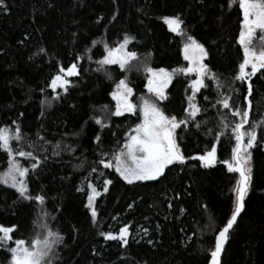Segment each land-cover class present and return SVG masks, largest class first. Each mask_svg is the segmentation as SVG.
<instances>
[{"label":"trees","instance_id":"trees-1","mask_svg":"<svg viewBox=\"0 0 264 264\" xmlns=\"http://www.w3.org/2000/svg\"><path fill=\"white\" fill-rule=\"evenodd\" d=\"M4 3L7 9L0 7V128L19 125L25 140L18 146L28 151L33 150L28 144H38L39 136L45 138L43 149L36 154L46 155L47 160L35 171H31V163L26 165L30 168L27 184L31 194L45 196L47 223L64 237L54 249L51 264H207L215 230L233 207L238 179V174L228 172L224 163L231 161L234 146L230 129L218 141L215 139L221 131V114L226 110L216 105L218 90L212 81H206L209 86L195 96L202 110L196 121L177 130V142L186 157L202 155L215 144L212 166L189 160L185 165L169 166L157 181L133 184L102 165L99 169L103 176L91 169L97 166L101 152L117 150L141 122L139 109L135 114L107 116L105 106L115 110L111 93L119 80L126 78L133 88L134 103L150 95L166 115L180 119L186 115L187 97L192 94L189 83L195 75L175 72L163 101L146 87L144 64L163 67L170 73L187 66L182 54L184 40L168 31L164 16L182 17L186 32L209 52L205 62L224 85L219 93L232 96L237 105L243 103L240 82H234L236 93L228 87L243 60L237 43L242 20L238 2L231 7L229 0ZM125 35L134 37L128 48L137 53L132 63L139 71H121L118 65L106 66L109 73L97 71L94 61L102 59L105 44L116 47ZM86 49H90L91 60L85 55ZM72 63H79L80 75L70 78L72 85L67 94L59 88L53 92L49 84L58 66ZM252 79L251 118L261 121L264 76L257 73ZM93 117L108 126L96 124ZM257 133L258 138L264 134L260 128ZM97 135L103 141L99 146L94 143ZM54 151L59 154L53 155ZM7 167L8 156L0 151V172ZM251 167L253 183L246 209L231 232L222 264H264V147L252 149ZM103 178L113 181L107 193L102 191ZM87 182L102 192L95 201V223L86 207ZM38 214L40 206L36 202L24 200L15 189L0 184V227H14L13 239L30 241L38 231L34 224ZM125 225L130 226L131 233L127 248L116 241H105L100 235L102 231L118 233ZM144 228L148 229L147 235ZM9 246H14L12 241L0 245V264H9Z\"/></svg>","mask_w":264,"mask_h":264},{"label":"snow or ice","instance_id":"snow-or-ice-1","mask_svg":"<svg viewBox=\"0 0 264 264\" xmlns=\"http://www.w3.org/2000/svg\"><path fill=\"white\" fill-rule=\"evenodd\" d=\"M238 2V7L242 14L240 31L237 43L243 51V60L239 64L238 72L233 76L232 82L228 84L229 89L237 92L234 86L235 81H239V88L242 90L243 103L237 105L232 96L221 95L219 89L224 87L220 78L214 73L209 64L205 61L209 59V52L205 45L201 43L194 35L186 32L185 21L180 15L164 16L163 22L167 25L168 31L183 38L182 54L183 59L187 61V66L180 69H173L170 73L167 69L153 68L147 64L143 65L146 73L147 91L153 94L158 100L167 99L165 89L172 81L173 74L177 71L188 74H195V79L189 83L192 94L187 97L188 105L185 108L186 115L183 119L176 116H168L156 103L148 99H143L139 107L142 115V121L131 129L122 146L112 153L101 152V158L96 162L97 166L91 171L103 176L99 166L103 169L114 170L127 184H133L137 181H155L165 175V170L174 164L185 165L189 160H198L202 166L210 167L216 160V146L202 155L186 157L178 145V129L183 130L190 122H195L196 117L201 113V108L195 102V96L201 92V89L209 85L206 81H212L218 90L216 105L222 106L224 113L221 114V131L215 136L218 141L220 136L225 134V130L230 129L231 139H234L231 161H224L227 170L230 173L238 174L236 185L233 189L234 200L230 215L225 218V222L215 230L214 240L208 252L207 264H222V255L225 253V246L228 243L231 232L238 226V220L246 209V199L253 183V169L251 167L252 149L264 147V134L258 138L257 129L260 128L264 133V120L256 121L251 118L252 103L250 97L253 94V77L257 73L264 76V0H229V7ZM0 7L7 9L4 0H0ZM115 19V16L113 17ZM259 30V44H254ZM134 37L125 35L122 41L116 47H109L105 44V54L102 59L94 61L97 64V71L109 73L106 66L118 65L121 71H132L139 67L132 62L137 60V53L129 50L128 46L132 43ZM95 46V42H93ZM44 49H41L43 52ZM90 49H86L85 55L91 60ZM84 57H77L81 60ZM57 74L51 78L49 87L53 92L62 89L66 94L72 85L71 77L80 75L79 63H72L65 67L59 65ZM250 68V71L247 69ZM109 78H111L109 74ZM133 94V88L129 86L127 79H121L116 83L115 90L111 93L115 103V110L111 111L105 106L108 117L122 116L125 113L135 114L137 106L129 101ZM55 98H59V94ZM207 99V97H205ZM216 105H213L214 107ZM21 115H23L21 113ZM229 116L231 119H229ZM95 123L107 127L104 120L93 117ZM16 123L15 121L13 122ZM199 123L196 127L199 128ZM25 140L22 128L17 125L12 128H0V151L8 156V168L3 174H0V184H4L16 190L19 196L24 200L36 202L40 206V214L34 221L38 231L34 237L26 242L24 239H13L10 235L13 228L0 227V245L7 241H12L15 246L6 247L10 253L9 264H51V256L54 255L56 245L63 243L64 237L57 231H54L47 223L49 214L45 211L44 195L33 196L27 184L30 168L24 166L17 157L24 158L31 162V171H35L41 163L47 160L46 155H37L39 149H43L45 138L38 137L39 143L28 144L27 147L32 151L25 150L21 145ZM15 141V145L14 142ZM94 143L99 146L103 143L100 135L94 138ZM59 147V145H57ZM46 151V149H44ZM53 152V155H58ZM113 183L110 178L102 179V191L107 193L109 186ZM89 190L88 203L86 207L90 210L93 222H96L97 211L95 208L96 198L102 192L92 183L87 182ZM80 190V189H78ZM172 205L169 204V207ZM132 205H129L131 208ZM128 225L119 228L118 233L100 232L105 241H116L122 248L129 246V237L131 235ZM212 227V225H210ZM145 235L148 229L144 228ZM138 243V241H137ZM152 244V240H148Z\"/></svg>","mask_w":264,"mask_h":264},{"label":"rangeland","instance_id":"rangeland-1","mask_svg":"<svg viewBox=\"0 0 264 264\" xmlns=\"http://www.w3.org/2000/svg\"><path fill=\"white\" fill-rule=\"evenodd\" d=\"M259 35H260V33H259V30H257V34H256V37H254V44H259V40H258V37H259ZM247 71H250V68L249 69H247ZM193 75H195V74H193ZM170 85H171V83L168 85V87L165 89V94H167V89L170 87ZM132 96H133V94L129 97V101L132 103V104H134V105H136L137 106V110L139 109V107H140V105L143 103V99H148V100H150L151 102H152V100H151V98H152V96H150V95H147V96H145V97H142L141 98V100H139V102L138 103H134L133 102V100H132ZM116 103V102H115ZM125 114H127V113H125ZM141 121H142V117H141ZM5 128V127H4ZM7 128H12V127H7ZM15 128V127H14ZM14 128H12V129H14ZM14 143V145H15V141L13 142ZM16 147H20V146H18V145H15ZM180 148V147H179ZM181 150V149H180ZM17 159L22 163V164H24V166H26V167H28V165H26L27 164V162L28 163H31L29 160H26V159H24V158H20V157H17ZM8 168V167H7ZM6 170V169H5ZM5 170L4 171H2V172H0V174H3L4 172H5ZM157 181V180H156ZM138 182V181H137ZM2 235V234H1ZM10 235H11V233H10ZM15 246V245H14Z\"/></svg>","mask_w":264,"mask_h":264},{"label":"water","instance_id":"water-1","mask_svg":"<svg viewBox=\"0 0 264 264\" xmlns=\"http://www.w3.org/2000/svg\"><path fill=\"white\" fill-rule=\"evenodd\" d=\"M228 244V243H227ZM227 244H226V246H227ZM226 246H225V248H226ZM222 258H223V256H222Z\"/></svg>","mask_w":264,"mask_h":264}]
</instances>
